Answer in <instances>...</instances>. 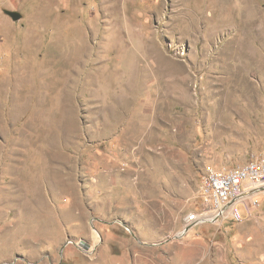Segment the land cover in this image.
<instances>
[{
    "label": "rangeland",
    "instance_id": "374dc122",
    "mask_svg": "<svg viewBox=\"0 0 264 264\" xmlns=\"http://www.w3.org/2000/svg\"><path fill=\"white\" fill-rule=\"evenodd\" d=\"M255 158L264 0H0V264H264V192L187 223Z\"/></svg>",
    "mask_w": 264,
    "mask_h": 264
},
{
    "label": "built area",
    "instance_id": "2783aa9c",
    "mask_svg": "<svg viewBox=\"0 0 264 264\" xmlns=\"http://www.w3.org/2000/svg\"><path fill=\"white\" fill-rule=\"evenodd\" d=\"M201 195L209 206L202 216L191 214L187 223L230 218L235 222L259 204L257 195L264 192V158H255L232 169L209 170L201 179Z\"/></svg>",
    "mask_w": 264,
    "mask_h": 264
},
{
    "label": "water",
    "instance_id": "95a60500",
    "mask_svg": "<svg viewBox=\"0 0 264 264\" xmlns=\"http://www.w3.org/2000/svg\"><path fill=\"white\" fill-rule=\"evenodd\" d=\"M10 16H11V18L14 20V21H17V20H19V15L18 14H16V13H10ZM187 230V229H186ZM81 245L84 247V249L85 250H88L89 248H90V245L89 244H82L81 243Z\"/></svg>",
    "mask_w": 264,
    "mask_h": 264
}]
</instances>
